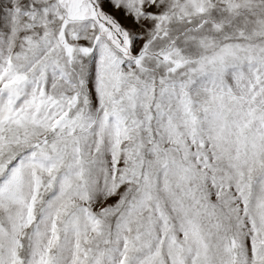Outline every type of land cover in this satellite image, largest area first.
I'll return each instance as SVG.
<instances>
[{"label": "snow or ice", "instance_id": "6c2138e0", "mask_svg": "<svg viewBox=\"0 0 264 264\" xmlns=\"http://www.w3.org/2000/svg\"><path fill=\"white\" fill-rule=\"evenodd\" d=\"M0 264H264V0H0Z\"/></svg>", "mask_w": 264, "mask_h": 264}]
</instances>
